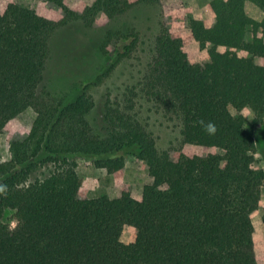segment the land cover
I'll return each mask as SVG.
<instances>
[{"label": "trees", "instance_id": "obj_1", "mask_svg": "<svg viewBox=\"0 0 264 264\" xmlns=\"http://www.w3.org/2000/svg\"><path fill=\"white\" fill-rule=\"evenodd\" d=\"M49 2L54 17L11 1L0 12V132L25 109L35 113L26 135L8 137L9 158L0 161V264H259L251 215L264 170L255 164L254 132L245 123L248 114L253 124L264 119V0H210L209 24L162 11L140 82L143 96L180 128L178 146L162 151L129 113L131 98L125 108L105 100L103 136L88 119L91 87L137 46L132 28L104 33L98 52L114 61L76 83L73 99L37 89L59 27L79 20L95 28L135 4L163 0ZM248 3L262 16L248 14ZM191 42L202 51L197 57L185 51ZM209 122L214 134L205 130ZM128 154L144 161L151 177L140 200L128 190L115 198L78 196L75 156L113 174ZM49 163L46 177L29 181ZM7 210L13 228L3 220ZM125 228L133 231L128 242Z\"/></svg>", "mask_w": 264, "mask_h": 264}, {"label": "rangeland", "instance_id": "obj_2", "mask_svg": "<svg viewBox=\"0 0 264 264\" xmlns=\"http://www.w3.org/2000/svg\"><path fill=\"white\" fill-rule=\"evenodd\" d=\"M8 1L33 8L46 17H54L55 10L49 0H0V12L4 10L5 3ZM206 2L202 0H163L162 5L140 3L132 6L124 14L102 22L95 28L86 27L79 20L59 27L50 39L51 57L38 86V92L40 94L48 92L52 96L65 95L67 100L73 99L75 95L73 87L76 83L82 79H93L98 71L108 67L114 61L113 54L103 56L98 52V45L104 33L109 29L132 28L138 34L137 46L132 54L119 61L99 84L91 87L90 93L94 106L88 114V119L94 132L103 136L105 100L108 98L111 102L125 108L128 105L127 99L131 98L133 108L129 110V113L151 132L156 148L162 151L168 147L178 146L181 139L178 122L169 120L157 105L143 96L140 82L153 53L154 38L159 31V22L163 19L162 11L172 8L177 10L178 15L183 19L199 15L201 16L200 20L209 24L212 21V14L206 6L209 1ZM195 6L200 10L195 11ZM246 11L252 16H262V12L250 3L246 5ZM175 30L183 38L187 36L183 28ZM246 39H251L250 32L246 34ZM185 51L193 57L202 53L197 42L186 44ZM237 52L246 55L243 51ZM229 110L232 114H236L233 108L230 107ZM34 117V111L27 108L0 132V161L9 158L8 137L26 135ZM253 119L254 115L248 114L245 126L254 132L253 156L255 164L264 170V119L260 124H253ZM74 158L78 163L76 172L81 179V187L78 192L80 198H93L102 195L115 198L123 190H128L134 197H139L142 195L143 186L151 182L145 162L132 154L127 155L124 167L113 174L107 173L104 168L94 167L90 158L80 156ZM51 168L50 163L42 165L31 173L29 181L46 177ZM263 207L264 186L261 188L259 208L251 215L259 264H264V221L261 218ZM13 214V211L7 210L3 216L4 222L11 228L16 224ZM132 236V229L125 228L121 238L124 242H128Z\"/></svg>", "mask_w": 264, "mask_h": 264}, {"label": "clouds", "instance_id": "obj_3", "mask_svg": "<svg viewBox=\"0 0 264 264\" xmlns=\"http://www.w3.org/2000/svg\"><path fill=\"white\" fill-rule=\"evenodd\" d=\"M203 123V121L201 122ZM205 130L209 133V134H214L216 132V126L209 122L206 126H205Z\"/></svg>", "mask_w": 264, "mask_h": 264}, {"label": "crops", "instance_id": "obj_4", "mask_svg": "<svg viewBox=\"0 0 264 264\" xmlns=\"http://www.w3.org/2000/svg\"><path fill=\"white\" fill-rule=\"evenodd\" d=\"M202 1H210V0H202ZM206 2V3H207ZM206 3H205V5H206ZM200 9H199V7H196L195 6V11H199ZM193 18H195V19H201V16H197V15H193ZM131 196L133 197V198H135V199H137V200H140L141 199V195H139V197H134L132 194H131Z\"/></svg>", "mask_w": 264, "mask_h": 264}]
</instances>
